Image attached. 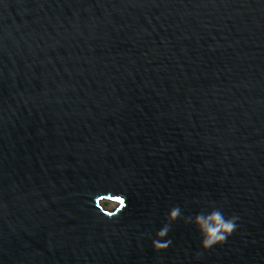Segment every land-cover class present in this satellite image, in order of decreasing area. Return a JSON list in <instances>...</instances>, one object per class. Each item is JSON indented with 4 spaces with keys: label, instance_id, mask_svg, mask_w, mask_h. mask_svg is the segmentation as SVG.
I'll return each mask as SVG.
<instances>
[{
    "label": "water",
    "instance_id": "water-1",
    "mask_svg": "<svg viewBox=\"0 0 264 264\" xmlns=\"http://www.w3.org/2000/svg\"><path fill=\"white\" fill-rule=\"evenodd\" d=\"M0 264H264V0H0Z\"/></svg>",
    "mask_w": 264,
    "mask_h": 264
},
{
    "label": "clouds",
    "instance_id": "clouds-1",
    "mask_svg": "<svg viewBox=\"0 0 264 264\" xmlns=\"http://www.w3.org/2000/svg\"><path fill=\"white\" fill-rule=\"evenodd\" d=\"M181 215L179 207L169 209L166 220L170 223L176 221ZM238 217L225 215L222 208L215 204H208L206 210L197 212L184 218L185 225H191L200 238L201 251H208L214 246H221L237 230ZM169 223H165L156 233L152 243L153 248L161 247L159 238L165 237L169 231ZM171 241L169 240L168 243Z\"/></svg>",
    "mask_w": 264,
    "mask_h": 264
},
{
    "label": "rangeland",
    "instance_id": "rangeland-1",
    "mask_svg": "<svg viewBox=\"0 0 264 264\" xmlns=\"http://www.w3.org/2000/svg\"><path fill=\"white\" fill-rule=\"evenodd\" d=\"M103 207L108 208V209H113L115 207L114 203L111 202H102Z\"/></svg>",
    "mask_w": 264,
    "mask_h": 264
}]
</instances>
